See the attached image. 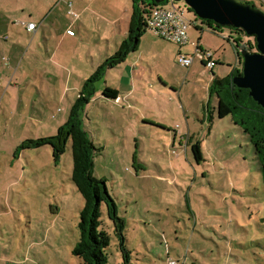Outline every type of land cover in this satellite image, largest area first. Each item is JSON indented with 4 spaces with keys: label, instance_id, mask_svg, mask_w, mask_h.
I'll use <instances>...</instances> for the list:
<instances>
[{
    "label": "rangeland",
    "instance_id": "374dc122",
    "mask_svg": "<svg viewBox=\"0 0 264 264\" xmlns=\"http://www.w3.org/2000/svg\"><path fill=\"white\" fill-rule=\"evenodd\" d=\"M239 1L264 11L260 0ZM28 5L35 14L23 0H0L16 18L0 31V264H82L73 249L84 198L72 181L71 139L63 145L59 133L87 80L117 53L128 31L120 25L112 31L106 18L119 10H108L104 1L88 11L82 34L73 16L60 19L58 44L26 30L49 8ZM186 17L203 21L191 10ZM240 34L243 47L258 51L255 38ZM143 35L144 44L119 69L136 57L145 76L115 101L103 91L113 84L124 88L122 74L102 68L79 115L96 147L93 174L106 180L126 223L131 264H166L168 257L187 264H264L259 162L248 136L230 115L220 116L211 89L234 67L218 65L216 75L204 68L186 81L188 68L174 54L180 45L149 29ZM227 52L234 60L236 50ZM53 145L64 152L56 156ZM101 226L111 235L107 264H123L105 204Z\"/></svg>",
    "mask_w": 264,
    "mask_h": 264
},
{
    "label": "trees",
    "instance_id": "16d2710c",
    "mask_svg": "<svg viewBox=\"0 0 264 264\" xmlns=\"http://www.w3.org/2000/svg\"><path fill=\"white\" fill-rule=\"evenodd\" d=\"M167 0H161L160 4H165ZM177 2V1H176ZM252 4V3H250ZM157 5L155 0L146 3L145 0H133L132 15L128 28V35L119 45V49L114 56H110L99 67V69L85 83L77 103L74 105L71 115L64 126L60 128V136L64 137L63 145L71 139L73 154L72 181L84 198V206L80 212L79 220V240L73 249V253L80 257L82 264H107L108 248L111 243L110 233L101 226V215L103 204L107 207V214L115 224V233L119 240V246L123 254V264H131L130 250L126 246L124 234L125 221L119 216L116 201L109 193L106 180L100 179L93 174L95 144L88 132L83 128L80 118V110L83 108L85 95L89 92L90 84L100 76L104 67H118L128 55L139 46L140 39L148 30L146 20L149 13L148 8ZM254 5V4H252ZM255 6V5H254ZM189 10L193 11L191 8ZM203 22L212 26L214 31L224 28L212 20L203 19ZM217 28H215V27ZM236 37L229 39L239 54L241 61L243 54L253 52L252 48H245L241 45L240 33L246 34L244 30L228 26ZM234 30V31H233ZM250 36V35H247ZM255 38V36H250ZM228 39V40H229ZM255 47L257 41L255 38ZM258 50V48H257ZM242 74V64L234 67L224 78H217L213 81L211 89L220 99V116L230 115L232 122L246 134L253 145L254 152L259 162L262 182L264 184V107L250 95L248 88L239 86L237 78ZM122 93L113 86H106L103 95L117 101ZM55 155L64 152L56 145ZM200 156V155H199ZM199 156L197 158H199ZM167 258L166 264L169 263ZM174 259V258H173ZM178 260V259H177ZM180 262V260H178ZM181 263V262H180ZM181 264H187L181 263Z\"/></svg>",
    "mask_w": 264,
    "mask_h": 264
},
{
    "label": "crops",
    "instance_id": "0c3cea01",
    "mask_svg": "<svg viewBox=\"0 0 264 264\" xmlns=\"http://www.w3.org/2000/svg\"><path fill=\"white\" fill-rule=\"evenodd\" d=\"M23 1H24V7L28 8L32 14H35L34 13L35 7H31L28 5L32 1L39 2L40 5H45L49 7L48 10L46 9L47 11L45 13H44V10H41V12H39V15L37 16V19L39 20L38 22L33 19L29 21V22L37 23V28L35 30L30 31L28 30L27 25L25 26L28 32H34L37 35L42 32V34L45 37H47L49 40H52V38L48 37V35H50L51 37L55 38V41L58 44H61V38L60 39L58 38V34L62 33L60 26L58 24V21L62 18L68 20V15L74 17V21L72 25H75V24L78 25V28L82 34L83 26L89 28V25L87 22L89 21L88 11L92 10V8L97 3L105 1L108 6V10L110 11L119 10V12L117 13L118 16H116V18H114L113 20L107 15L110 19L109 18H106V19H108V21L110 22V25H114L112 28V31L115 30L116 27L119 28V25H120V28H123V29H125V26H126L127 31H128L129 23H130V19L132 15V7H133V0H60L59 2H57L56 0H23ZM69 1L72 2V6H69ZM145 1L146 3H149L151 0H145ZM260 2H262L264 5V0H260ZM249 3H254V2H249ZM61 4H63L64 7H61L60 6ZM71 9L75 13H77V16L69 12ZM21 10L23 9L21 8L15 11L17 12ZM8 13H9L8 10L5 11L3 8H0V21H2L0 24V31L4 30L6 32V30L11 29L12 25L15 23L14 21L16 18L10 17ZM200 22L202 24V27H199ZM190 25L196 28L195 29L196 32L195 31L190 32V29H188V35H189L188 43L184 46H179V48L176 49L174 52V54L176 55H179L180 53H184L187 55L195 56L193 64L190 67H188V71L186 72V75H185L186 81L189 79V77H193V75H196V74L198 75L200 72H202L204 68H208L207 66H205V62H203V60L201 61L198 58L199 57L197 55L198 49L202 51H209L213 54V60L216 62V65L211 70L213 71L215 75L217 72L216 67L218 65H222L225 62L229 63V69H231L232 67L240 66L242 61L240 59L239 54L236 52V57L233 60L231 58V55L227 52V50L230 49V47L232 49L234 48L233 43L229 39L230 37H233V35H235L234 33H232V31L225 32L226 29L224 28L219 29V31H214L212 29V26H209L208 23L200 21L199 19H195L191 21ZM63 33L68 34V29L67 30L65 29ZM73 36H76V34ZM145 40H146V37L143 35L140 39L138 48L128 55V57L126 58L123 64L127 63L131 54L137 52L140 49L142 44H144ZM136 61H137L136 57L135 59H132V65H130L129 68H126V70H124L125 65L123 64H120L118 67H115V69L117 68L119 74L120 73L122 74L121 81H123V86H125L124 88L123 87L121 88L120 87L121 83L118 84L119 86L116 84H113V86L122 93L119 96V98L126 97L125 93H127L128 90H132L135 84L137 85L138 83L137 79H139L140 81V78H143L145 76L144 73L139 68V66L134 64ZM233 61L235 63L237 62L238 63L235 64V66H233L232 64ZM119 68H124L123 69L124 71L120 70ZM218 78H221V76ZM118 80H120V78ZM210 102H211V99H210ZM176 139L177 137L173 140V143H175Z\"/></svg>",
    "mask_w": 264,
    "mask_h": 264
},
{
    "label": "water",
    "instance_id": "95a60500",
    "mask_svg": "<svg viewBox=\"0 0 264 264\" xmlns=\"http://www.w3.org/2000/svg\"><path fill=\"white\" fill-rule=\"evenodd\" d=\"M180 1V0H175ZM201 19L221 26H233L255 36L258 51L243 54L239 86L248 88L250 95L264 107V11L239 0H184ZM157 4L161 0H155Z\"/></svg>",
    "mask_w": 264,
    "mask_h": 264
},
{
    "label": "built area",
    "instance_id": "2783aa9c",
    "mask_svg": "<svg viewBox=\"0 0 264 264\" xmlns=\"http://www.w3.org/2000/svg\"><path fill=\"white\" fill-rule=\"evenodd\" d=\"M69 6L72 2L69 1ZM189 6L178 4L175 0H167L165 4H157L148 8L147 15V28L156 33L159 37L175 42L180 46L188 43V27L192 20L186 17V11ZM71 14L77 16L72 9L69 11ZM28 30L33 31L37 28V23H26ZM197 55L205 62V66L213 69L216 62L213 60V54L209 51H202L198 49ZM195 56L180 53L178 62L183 67H190L194 62ZM168 264H181L177 259L170 258Z\"/></svg>",
    "mask_w": 264,
    "mask_h": 264
}]
</instances>
